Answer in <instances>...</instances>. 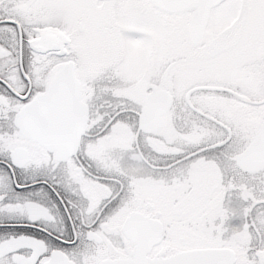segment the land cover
I'll list each match as a JSON object with an SVG mask.
<instances>
[{
    "label": "snow or ice",
    "instance_id": "snow-or-ice-1",
    "mask_svg": "<svg viewBox=\"0 0 264 264\" xmlns=\"http://www.w3.org/2000/svg\"><path fill=\"white\" fill-rule=\"evenodd\" d=\"M0 264H264V0H0Z\"/></svg>",
    "mask_w": 264,
    "mask_h": 264
}]
</instances>
